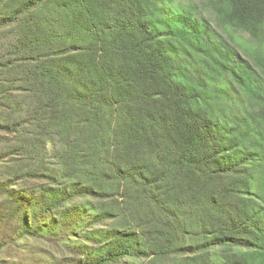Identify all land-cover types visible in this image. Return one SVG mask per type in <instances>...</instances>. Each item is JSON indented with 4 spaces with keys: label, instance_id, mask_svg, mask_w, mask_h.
Wrapping results in <instances>:
<instances>
[{
    "label": "trees",
    "instance_id": "16d2710c",
    "mask_svg": "<svg viewBox=\"0 0 264 264\" xmlns=\"http://www.w3.org/2000/svg\"><path fill=\"white\" fill-rule=\"evenodd\" d=\"M0 264H264V0H0Z\"/></svg>",
    "mask_w": 264,
    "mask_h": 264
},
{
    "label": "rangeland",
    "instance_id": "374dc122",
    "mask_svg": "<svg viewBox=\"0 0 264 264\" xmlns=\"http://www.w3.org/2000/svg\"><path fill=\"white\" fill-rule=\"evenodd\" d=\"M23 245L26 246L25 248V252L28 254H34L35 251L39 248H41L42 246L37 245L35 242L33 241H26L23 242ZM36 249V250H35Z\"/></svg>",
    "mask_w": 264,
    "mask_h": 264
}]
</instances>
